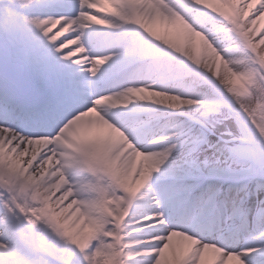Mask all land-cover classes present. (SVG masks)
<instances>
[{
    "label": "snow or ice",
    "instance_id": "snow-or-ice-1",
    "mask_svg": "<svg viewBox=\"0 0 264 264\" xmlns=\"http://www.w3.org/2000/svg\"><path fill=\"white\" fill-rule=\"evenodd\" d=\"M261 21L0 0V264H264Z\"/></svg>",
    "mask_w": 264,
    "mask_h": 264
},
{
    "label": "rangeland",
    "instance_id": "rangeland-1",
    "mask_svg": "<svg viewBox=\"0 0 264 264\" xmlns=\"http://www.w3.org/2000/svg\"><path fill=\"white\" fill-rule=\"evenodd\" d=\"M105 7H109L107 5H105ZM258 27L261 28V30H264V21H261L258 25ZM56 29H54L53 31H55ZM67 35V33H66ZM172 38L175 39L177 42L179 43H183V36L178 33V32H174L173 35H172ZM198 39V38H197ZM197 56H199V49H197L196 53H195Z\"/></svg>",
    "mask_w": 264,
    "mask_h": 264
},
{
    "label": "bare ground",
    "instance_id": "bare-ground-1",
    "mask_svg": "<svg viewBox=\"0 0 264 264\" xmlns=\"http://www.w3.org/2000/svg\"><path fill=\"white\" fill-rule=\"evenodd\" d=\"M65 35H66V33H65ZM61 38H63V37H61Z\"/></svg>",
    "mask_w": 264,
    "mask_h": 264
}]
</instances>
